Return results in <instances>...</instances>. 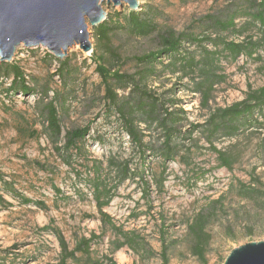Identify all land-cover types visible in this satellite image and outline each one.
<instances>
[{
  "label": "rangeland",
  "instance_id": "374dc122",
  "mask_svg": "<svg viewBox=\"0 0 264 264\" xmlns=\"http://www.w3.org/2000/svg\"><path fill=\"white\" fill-rule=\"evenodd\" d=\"M256 1L260 0H139L138 10L152 12L154 33L143 38L127 28L115 29L107 43L98 41L96 29L107 22L111 28L124 26L123 17L115 15H125L129 7L104 4L106 21L94 28L88 23L91 52L85 54L73 47L60 60L42 47L17 50L8 64L20 67L26 85L34 92L9 91L14 76H0V198L4 202L0 204V264H60L58 233L70 251L82 238L93 234L102 238L92 245V251L103 264H108L107 258L116 264H162L165 249L169 264H204L192 254L186 225L200 213L211 216L207 264H223L243 243L264 241V118L256 116L258 123L241 127L232 137L223 131L212 144L204 131L212 114L245 100L250 88L264 86V37L245 16ZM233 18L234 29L218 25L230 24ZM171 34H184L182 50L198 58L201 47L216 48L193 41L220 38L239 44L252 39L261 46L254 59L240 56L233 60L218 51L222 55L207 101L193 91L194 83L201 79L198 73L185 76L162 69L171 61L159 58L163 67L158 66L160 73L149 79L148 88L160 99L173 101L165 108L183 118L177 130L187 139L182 143L189 149L190 166L181 157L172 162L162 160L159 151L164 139L155 124L138 122L145 135V155L132 145L119 116L108 117L104 111V91L92 60L98 48L107 57L119 58L111 59L113 69L132 74L138 70L133 58L162 50V39ZM57 60L70 61L64 77L59 74ZM52 101L63 131L58 145L50 138L45 120V108ZM88 125L91 131L82 153L67 152L64 135ZM212 147L233 159L231 170L220 166ZM95 162L100 164L101 180L114 196L105 211L110 220L106 224L94 198ZM125 162L137 175L121 181L113 163ZM164 168L165 182L159 189L157 180ZM241 185L259 192L256 202L241 196ZM36 203L44 204L47 211ZM112 225L134 232L150 254L125 247L111 255L110 244L116 239ZM46 228L49 231H43ZM67 264L77 263L69 260Z\"/></svg>",
  "mask_w": 264,
  "mask_h": 264
},
{
  "label": "trees",
  "instance_id": "16d2710c",
  "mask_svg": "<svg viewBox=\"0 0 264 264\" xmlns=\"http://www.w3.org/2000/svg\"><path fill=\"white\" fill-rule=\"evenodd\" d=\"M126 9L125 15L119 12L115 15L116 18L123 17L124 26L119 25L116 28H111L109 22H107L96 29L95 35L99 42L107 43L109 33L113 32L115 29L124 30L127 28L131 34L143 38L149 37L154 33L156 24L152 18L151 11L145 12L144 10L134 11L129 8ZM245 16L259 27L264 37V0L256 1L252 12L246 13ZM234 19L235 18L231 20L230 24L225 25L219 22L218 25L221 28L234 29ZM237 33L239 36H243L242 32L237 31ZM183 39L184 34L177 37L171 34V36L162 39V50L133 58L138 70L132 74L122 73L120 70L113 69V64L110 65L112 63L111 59L119 60V58L114 55L110 56L111 58L107 57L104 53H100L98 48L93 51L92 60L96 64V72L101 79V86L104 91V111L108 117L112 115L119 116L123 131L129 137L132 145L136 147L142 155H145L144 151L147 150L144 141L145 135L139 131L138 122L140 121L147 125L155 124L162 129L164 139L159 151L162 160L164 162H172L181 157L184 164L190 166L191 155L189 149L183 144L187 139L184 137L183 133L177 130L183 118L178 116L176 112H170L168 108H165L166 105L173 101L160 99L148 88L149 79L160 73L158 66L163 67L164 63L159 61V58L163 56V58H169L171 61L170 64L162 69L170 68L174 73H183L185 76L198 73L201 79L197 83H194L193 91L202 94L204 101H207L215 85L216 64L222 55L220 52L230 56L233 60H237L240 56L253 58L261 46L259 43L253 42L252 39L244 40L239 44L228 42L220 38H217L218 40L216 38L214 40L209 38L200 42L193 41V43L199 46L208 42L216 48V50L213 51L201 47L202 51L198 58L195 55L186 54L182 50L184 48ZM48 56L51 57L50 55ZM57 61L60 63L59 74L64 77L70 70V61ZM257 61L261 62L259 56H257ZM1 75L14 76L15 79L9 91H20L23 95L34 92L26 85L24 73L19 66L0 63V76ZM45 109V120L48 123L47 130L49 136L52 141L58 145L61 143L63 136L59 111L53 101L50 102ZM182 113L185 114L183 111ZM256 116L264 118V86L256 90L250 88V92L247 94L245 100L212 114L207 124H205L206 129L204 131L210 137L209 141L212 144V139L223 131L228 132L229 136L232 137L240 131L241 127L258 123V117ZM90 131V125L82 129L68 131L64 135L65 143L63 148L67 152L82 153V144L90 134ZM212 151L218 156L221 167H226L228 170L232 169L234 161L229 155L218 151L215 147H212ZM113 164L115 165L117 175L121 181L137 175V173L131 172L128 167V162ZM94 169L97 175L93 185L94 198L100 218L106 224L110 222V220L105 211L114 199V196L112 190L101 180L100 164L95 162ZM165 174L166 168L163 169L158 177L157 183L159 189L164 185ZM239 189L242 193L241 196L256 202L257 196L255 195L259 193L257 190L254 188L248 189L243 185H241ZM24 202L28 204L31 203L30 200H24ZM3 203L4 202L1 201L0 198V204ZM36 205L44 211L48 209L44 204L36 203ZM210 217L209 213H200L194 219L186 222L188 236L191 241L192 254L204 264H207L206 251L211 242V236L208 232ZM112 227L114 228L113 225ZM114 230L116 232V239L110 244L111 255H114L125 247L130 248L136 253L143 251L150 254L151 251H146V249H144L142 241L134 232H124L122 229H117L116 227ZM43 231H49V228ZM56 232L58 233V231ZM57 238L60 241L62 249L60 264H67L69 260L77 264H84L82 263L83 261H85V264H103V262L94 257L92 251V245L100 242L102 238L94 234L89 239L82 238L72 251L69 250L61 234L58 233ZM161 259L162 264H169L166 249L162 253ZM106 262L108 264H116L112 258H107Z\"/></svg>",
  "mask_w": 264,
  "mask_h": 264
},
{
  "label": "water",
  "instance_id": "95a60500",
  "mask_svg": "<svg viewBox=\"0 0 264 264\" xmlns=\"http://www.w3.org/2000/svg\"><path fill=\"white\" fill-rule=\"evenodd\" d=\"M104 4L135 11L139 0H0V63H11L20 47L46 48L60 60L76 46L91 52L88 23L106 21ZM223 264H264V241L243 243Z\"/></svg>",
  "mask_w": 264,
  "mask_h": 264
},
{
  "label": "bare ground",
  "instance_id": "6f19581e",
  "mask_svg": "<svg viewBox=\"0 0 264 264\" xmlns=\"http://www.w3.org/2000/svg\"><path fill=\"white\" fill-rule=\"evenodd\" d=\"M76 47H78V46H76Z\"/></svg>",
  "mask_w": 264,
  "mask_h": 264
}]
</instances>
